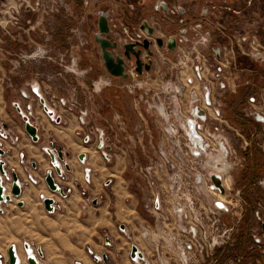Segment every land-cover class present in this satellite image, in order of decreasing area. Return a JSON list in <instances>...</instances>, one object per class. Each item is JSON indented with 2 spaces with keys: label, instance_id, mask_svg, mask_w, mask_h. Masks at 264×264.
<instances>
[{
  "label": "rangeland",
  "instance_id": "1",
  "mask_svg": "<svg viewBox=\"0 0 264 264\" xmlns=\"http://www.w3.org/2000/svg\"><path fill=\"white\" fill-rule=\"evenodd\" d=\"M28 1H3V6H0V12H2L0 13V34L2 27L7 30V27L11 28L15 22L19 27L26 25L27 20L32 17H27V14L24 13V5L28 4ZM156 2V0H126L121 4L125 10L142 9L147 20L157 27L159 32V9L154 14ZM204 2H209L212 6L224 4L232 11L238 12L237 16L227 12L225 18L223 14V21L219 20L218 16L220 15L212 16L214 23L199 32L209 33L210 48L226 46L225 44H229V39L233 34L243 36L257 34L264 43V0H195L193 11L196 13L202 8L204 12L209 10L215 13L210 7L205 9ZM115 10L117 11V6ZM4 11L5 13H3ZM15 11L18 12V15L15 14ZM93 12V9L88 7L84 13L86 15ZM40 19L44 20L42 16ZM42 21L41 24L45 25ZM219 25L226 28L225 33L229 36L228 38H225L226 35L221 33ZM167 28H169L168 25ZM90 30L92 29L90 28ZM13 31L15 30L13 29ZM168 31L174 30L170 28ZM199 33L192 34L191 37L186 36L189 40L180 44V47L188 48L190 41H193ZM203 54L208 59L210 71L215 73L217 64L212 60L211 49L204 50ZM82 57V63L78 67L82 69L91 67L93 71L84 75L81 71L68 72L66 82H47L48 91H51L50 98L63 96L70 99L75 93L73 100L78 103L77 111L84 112L85 118L84 124H80L78 112L73 113L76 125L74 136L84 146L83 137L92 132L89 146L95 148L98 159L109 165L113 159H116L117 168L122 171L121 178L116 179L114 184V191L117 193L116 199L110 194L108 188H104L106 195L102 201H124L126 196L129 198L128 195H130V200L136 203L139 218L144 221V225L138 227L139 236L141 235L148 241L152 256L157 259L160 233L159 202L164 203L176 199L174 187L176 185L173 182L176 179L175 175L181 176L182 173L187 174L193 170L203 172L202 169L206 168L207 156L195 160L188 158L191 152L185 148L183 130L180 129L189 111L190 86L197 87V84L186 86V78L191 73L187 68L188 64L183 66L176 64V54H161L158 51L154 57L153 69L149 73L126 81L112 80V84H109L110 81L106 79L107 76L101 68L99 71L94 70L95 67V69L99 67L95 61V50H92L91 54L85 52ZM235 68L233 66L230 68L234 91L226 92L221 99L226 126L224 124L217 125L218 131H214L213 128L217 127L216 124L208 122L210 133H214L217 138L219 136L225 138L241 159L239 165L234 167L230 175L233 180V190L241 192L242 213L236 226L235 246L226 249L223 255L227 259L243 255L249 260L259 259L264 264L262 255L246 252L250 230L257 226V218L264 219V194L257 186H254L264 171V153L260 147L264 137L260 133L259 127L244 115L248 100L258 98L263 94L264 66L254 64L246 59L239 60ZM159 75H165L164 82H170V89L162 90L159 87L161 85ZM97 80L98 83L101 82L100 87L97 86ZM136 83H140V86H136ZM9 84L11 83L5 80L4 105L7 110L13 111L14 105L11 102L13 97H7V91L12 90L14 86H8ZM104 84H109V86H104ZM176 86L177 89H181L176 91ZM109 90L111 91L109 92ZM129 90L132 92L130 93ZM98 97L103 101L100 105L96 104ZM159 100L163 103V112L160 110ZM97 111L100 114H97ZM99 115L100 120L98 119ZM71 116H67L63 123H69L67 120ZM171 125L173 127H170ZM100 134L104 139L106 138V145L111 149L108 153V161L102 157V151H98L96 148L97 138ZM243 142L246 143L244 149L241 148ZM252 158L260 166L256 174L249 165V159ZM84 168L89 169L88 166H83L82 174ZM90 172L92 184L93 172L91 170ZM253 174L255 175L252 176ZM91 184H86L82 178L80 193L83 191L85 193L91 188ZM87 204L89 206L90 201ZM13 216L22 215L9 211L0 216V252L4 254L6 247L13 243L21 248L23 240L31 241L33 244L42 242L38 232L34 234L32 231L35 227L29 226L26 222H23L22 225H14ZM224 220L229 223V221H236V217L234 215L229 218L225 216ZM156 247H158L157 252Z\"/></svg>",
  "mask_w": 264,
  "mask_h": 264
},
{
  "label": "crops",
  "instance_id": "2",
  "mask_svg": "<svg viewBox=\"0 0 264 264\" xmlns=\"http://www.w3.org/2000/svg\"><path fill=\"white\" fill-rule=\"evenodd\" d=\"M39 66L37 62L30 63L21 72L13 74L0 58V148L4 151L0 161L4 162L7 172L14 171L18 175L21 188L18 198L11 197L10 201L0 204V216L9 211L22 215L13 216V224L22 225L26 222L35 227L32 231L34 234L38 232L42 241L33 244L23 240L21 248L14 243L8 245L5 254L0 252L2 264H7V249L10 246H14L20 264H27L25 244L37 264H159L158 259L152 256L148 241L139 236L138 227H142L144 221L139 218L136 203L130 200V195L124 201H102L106 195L104 188H108L116 199L114 184L122 173L117 168L116 159L110 165L105 164L98 159L93 146L81 145L74 136L76 125L73 116L65 126L51 123L39 107L37 98L29 91V87L37 86L42 96L46 97L47 86L35 76L41 71L42 66ZM6 77H11L8 86H14L7 91V97H13L12 104L19 102L31 107L30 121L37 128L36 143L25 133L24 124L15 108L13 111L7 110L4 105ZM100 85L101 82L97 83V86ZM102 102V98L98 97L96 104ZM98 119H101L100 115ZM51 144L65 154L63 162L59 163L65 173L61 182L65 197L53 195L44 182L45 173L52 168L43 148H51ZM80 155H83L84 164L78 159ZM63 165H67L69 171H65ZM85 165L93 175L91 188L82 194L79 188ZM33 180L37 183L33 184ZM10 186L11 182L6 187V194H9ZM40 194L53 199L52 213L44 210L38 200ZM19 202L21 206H18ZM132 246L142 253L143 261H132Z\"/></svg>",
  "mask_w": 264,
  "mask_h": 264
},
{
  "label": "built area",
  "instance_id": "3",
  "mask_svg": "<svg viewBox=\"0 0 264 264\" xmlns=\"http://www.w3.org/2000/svg\"><path fill=\"white\" fill-rule=\"evenodd\" d=\"M209 39L208 32L203 34L201 32L193 41H190V46L185 49L181 48L180 44L187 42L189 39L181 37V42L177 44L171 53L176 54V64H182V66L188 64L187 68L191 74L186 78V86L197 84V87L190 86L189 111L180 127L184 134L185 148L191 152L188 158L195 160L207 156L208 159L206 168L202 169L203 172L193 170L187 174L182 173L181 176L179 174L175 175L176 179L173 182L176 185L174 186L176 199L164 203L159 202V253L157 252L158 247H156V258L159 264H262L259 259L249 260L243 255H236L230 259L223 255L226 249L235 246L236 226L242 213L241 192L233 190V180L230 175L234 167L239 165L241 159L225 138H220V136L217 138L214 133H210L208 122L216 124V126L221 124L226 126L221 99L226 92L234 91L233 78L230 75L234 57L237 54L254 64L264 66V43L257 34L245 36L233 34L229 39V44L219 48V59H216L212 52L213 48L209 46ZM206 49H211L212 60L217 64L215 73L210 71L211 67L208 59L203 54ZM68 72L73 73L71 70ZM128 73L129 79L137 78L132 69L128 70ZM164 76L159 75L161 84L159 87L162 90H167L170 89V82H164ZM136 86H140V83H136ZM180 89H177L176 86V91ZM31 92L37 98V101L41 99L36 86L31 87ZM129 92L132 91L129 90ZM73 96L75 97V93ZM73 96L70 99L63 96L59 98L52 96L51 101L54 104H41V109L48 120L57 123L56 117H59L60 122L63 123L69 113L77 111L78 103L73 100ZM159 104L160 110L163 112V103L160 101ZM44 107L47 112L51 113L50 115L44 111ZM14 108H16V104H14ZM196 108L204 112L205 120H201L193 114ZM77 112L79 123L84 124L85 113L81 110ZM244 115L259 127L260 133L264 137V91L258 98L248 100ZM189 122L193 124L194 138H189V132L186 131V127L189 129ZM170 127H173V125ZM213 129L218 131V126ZM91 134L92 132H89L83 137L84 145L90 144ZM245 146L246 143L243 142L241 148L244 149ZM107 147L109 146L106 145V138L104 139L100 134L97 138L96 148L98 151H102V157L106 161L109 160ZM260 147L264 153V138ZM45 149L43 148L44 154H46ZM161 156L166 157L164 154H161ZM167 156L170 157V155ZM81 163L84 164V160ZM212 174L220 177L224 189L223 195L219 193L217 188H212L213 185L210 181V175ZM53 177L56 185L62 187L61 182L65 177L64 171L62 170L60 176L54 173ZM83 180L86 184H91L90 169L84 168ZM8 183L9 180L3 182L5 191ZM32 183L36 184L37 181L33 180ZM254 186H257L264 194V171L258 177ZM57 192L51 193L59 195ZM82 194H84V191ZM44 199L46 198L40 194L38 197L39 202L42 203ZM217 203H220L225 209L218 207ZM233 215L236 217V221L226 223L224 217L229 218ZM262 222L264 223V219L257 218V226L250 230L246 252L260 254L264 259Z\"/></svg>",
  "mask_w": 264,
  "mask_h": 264
},
{
  "label": "flooded vegetation",
  "instance_id": "4",
  "mask_svg": "<svg viewBox=\"0 0 264 264\" xmlns=\"http://www.w3.org/2000/svg\"><path fill=\"white\" fill-rule=\"evenodd\" d=\"M4 0H0V6H3ZM70 1V3H68ZM126 0H29L28 4L24 5V13L27 17L32 16L27 20L26 25L19 27L17 23H13L11 29L2 27L0 34V58L5 61L13 74L21 72L23 68H26L30 63L37 62L38 65L42 66L41 71L35 74L38 80L47 86L49 81H67L68 71L77 72L81 71L82 75L93 71V68L89 67L86 69L79 68V64L82 63V55L85 52L90 53L92 50L96 52L95 61L99 65L95 71H99L100 68L107 76L106 79L112 84V80H126L110 77L103 69L97 44L94 42V34L96 32L97 14L99 12L106 13L107 26L109 33L105 38L110 43H115L114 49H110L113 56H119L123 58L125 64L124 72L128 75V70L132 69L136 77H142L146 73H149L154 66V57L159 51L161 54H171L166 51L168 37L175 35V47L181 42V37L192 36L205 28L211 26L214 22L212 16L223 21L222 15L231 12L234 16L238 15V12L232 11L226 5L212 6L209 2H204L205 9L209 8L214 10L211 12L206 10L193 11V2L195 0H156L159 1V32L157 27L153 26L146 18L145 14L140 10H125L122 7L121 2ZM118 4V5H117ZM117 6V11L115 7ZM164 6L168 9L164 10ZM92 8L93 13H87L86 9ZM28 8V9H27ZM132 9V7H130ZM157 10H154L156 14ZM2 13V12H0ZM5 13V11L3 12ZM14 14V11H13ZM18 15V12L15 11ZM39 15V16H38ZM40 16L44 18L42 21ZM13 17V16H12ZM197 17V19H196ZM15 19V18H14ZM18 21V19H15ZM147 21L148 27L153 29V35L145 34L140 29L142 21ZM41 21L45 25L41 24ZM166 25V26H165ZM167 25L169 28H167ZM221 27V33L226 35V28ZM90 28L92 30H90ZM173 29L170 32L167 30ZM11 30V31H10ZM229 36H225L228 38ZM157 39L159 41H157ZM133 43V53L139 52L138 57L142 63L141 70L143 74L139 76L135 69V56L130 54L127 58L124 54V43ZM159 44V46H158ZM151 51L152 55L149 56L147 51ZM75 55V56H74ZM151 61L152 66L149 72L144 70V65ZM39 66V67H40ZM46 68H44V67ZM99 79V78H97ZM7 81L11 80V77H6ZM98 83V80H97ZM104 84V86H109ZM103 86V87H104ZM37 87V86H36ZM47 86L46 97L42 96V93L37 87V92L40 95L41 100L44 104H54L51 101V91ZM31 92V87H29ZM101 91V90H100ZM99 91V92H100ZM32 93V92H31ZM23 96L22 94H20ZM16 104L15 110H19L17 114L20 116L26 115L29 122L31 120V107L29 104L23 105L19 102H13ZM38 105L41 108L40 100ZM79 107H81L79 105ZM79 108L77 107L76 110ZM72 112V111H71ZM73 111L69 115L73 116ZM67 115V116H69ZM55 125H64L65 123L60 122L59 117ZM5 138V137H3ZM89 145V144H86ZM55 147L52 146L53 149ZM110 148V147H109ZM111 150L108 151L110 153Z\"/></svg>",
  "mask_w": 264,
  "mask_h": 264
},
{
  "label": "water",
  "instance_id": "5",
  "mask_svg": "<svg viewBox=\"0 0 264 264\" xmlns=\"http://www.w3.org/2000/svg\"><path fill=\"white\" fill-rule=\"evenodd\" d=\"M159 9V1L156 2V6H155V10ZM164 10H168L165 6L163 8ZM140 29L143 30V32L145 34H149L150 36L153 35V29L148 27L147 21H142L141 25H140ZM109 33V29L107 26V20H106V13H102L99 12L97 14V24H96V32L94 34V42L97 44V49H98V53H99V58H100V63L104 69V71L113 78H118V79H123L126 80L129 75L124 72L125 69V64L123 62V58L119 57V56H113V54L110 52V49H114L116 44L115 43H110L109 40H107L105 38V36H107ZM175 40H176V36L172 35L168 37V42H167V46H166V51L172 53L175 49ZM157 41H159L157 39ZM134 44L133 43H124L123 44V48H124V54L127 58L130 57V54H133L135 56V64H136V73L141 76L143 74V71L141 70V66L142 63L138 57L139 52L133 53L132 51V46ZM159 46V44H158ZM212 52L215 56L216 59H219V48H213ZM148 55L151 56L152 52L151 51H147ZM152 66L151 61H148L147 64L144 65V70L146 72L150 71V68ZM40 103L43 104V100L40 99ZM17 112H19V110H16ZM44 111L47 112V109L44 107ZM48 115H50V112H47ZM193 114L195 116H198L201 120H205V114L204 112L199 109L196 108L193 111ZM21 120L24 124V131L25 133L29 136V138L31 139V141L33 143H36L38 141V137H37V128L35 125H33L32 123L29 122L28 118L26 115L21 116ZM58 120L56 119V122ZM189 129L190 131H192L191 128V123H189ZM3 137H5V135H3ZM189 138H194V136L189 135ZM110 148L107 147L106 151H109ZM46 155L48 156L49 160H50V165L52 167V170H49L45 173L44 176V182L48 188L49 191L55 193L56 191H58L57 193L61 196V197H65L66 194L64 192V189L62 187H58L56 185V183L54 182V173L57 176L61 175L62 172V168L59 166V163H62L64 160V156L65 154L62 153L60 148H46L45 149ZM4 155V151L0 148V157H2ZM78 159L80 161L83 160V155H80L78 157ZM33 168H35V165H32ZM63 169L65 171H69V167L67 165H63ZM18 175L14 172V171H10L7 172L4 169V162L0 161V204L4 203V202H8L11 200V197L13 198H18L21 195V188L20 185L18 183ZM4 180V181H3ZM11 182V186H10V191L9 194H6L3 182L8 181ZM210 181L213 185L212 188H217L219 190V193L221 195L224 194V189L221 185V180L220 177L218 175L212 174L210 175ZM44 210L47 213H52L53 211V199L50 198H46L43 200L42 202ZM218 207H221L223 209H225L224 206H222L220 203L216 204ZM18 206H21V203H18ZM121 229H123V226L120 227ZM261 228L264 230V223H261ZM27 257H26V263L27 264H37V262L35 261L34 257L31 255L30 250L28 248V245L25 244L24 245ZM37 255L40 256V252L37 251ZM7 264H20L18 257L16 255L15 252V248L14 246H10L7 249ZM130 258L132 260L137 259L138 261H143V255L142 253L135 247L132 246L131 250H130ZM0 264H2V259L0 256ZM146 264V263H143Z\"/></svg>",
  "mask_w": 264,
  "mask_h": 264
},
{
  "label": "trees",
  "instance_id": "6",
  "mask_svg": "<svg viewBox=\"0 0 264 264\" xmlns=\"http://www.w3.org/2000/svg\"><path fill=\"white\" fill-rule=\"evenodd\" d=\"M239 60L244 61L246 59L244 57H241V56L236 54L235 57H234L233 65H232L234 68L236 67V64H237V62ZM249 160H250V162H249L250 168H252L253 172H255V174H256L259 171L260 166L257 165V162H256L255 159L252 158V159H249ZM255 174H253L252 176H254Z\"/></svg>",
  "mask_w": 264,
  "mask_h": 264
},
{
  "label": "bare ground",
  "instance_id": "7",
  "mask_svg": "<svg viewBox=\"0 0 264 264\" xmlns=\"http://www.w3.org/2000/svg\"><path fill=\"white\" fill-rule=\"evenodd\" d=\"M190 123V122H189ZM191 128H193V124L191 123ZM186 131L187 132H189V135H192V136H194V132L193 131H190V129H188L187 127H186ZM37 154V153H36ZM34 155V154H33Z\"/></svg>",
  "mask_w": 264,
  "mask_h": 264
}]
</instances>
